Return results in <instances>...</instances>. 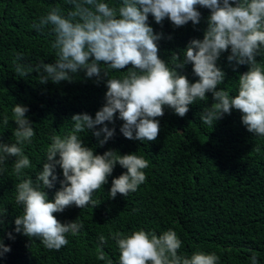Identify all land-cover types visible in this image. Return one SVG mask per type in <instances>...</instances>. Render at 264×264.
<instances>
[{
    "label": "clouds",
    "instance_id": "1",
    "mask_svg": "<svg viewBox=\"0 0 264 264\" xmlns=\"http://www.w3.org/2000/svg\"><path fill=\"white\" fill-rule=\"evenodd\" d=\"M67 3L70 8L66 12L60 6L52 7L31 26L39 34L47 30L54 37L50 41L55 51L54 62L24 63V54L17 52L13 60L15 73L20 77L35 73L40 85L49 82L59 85L74 82L83 72L85 79L95 77L97 85L106 80L105 103L94 118L88 113L72 115L71 130L66 135L50 137L42 169L35 173V180L26 171L32 162L25 154V145H31L36 134L26 116L30 111L27 106L15 104L11 109V119L16 125L12 131L14 142L0 141V174L8 170L9 161L15 158L11 163L12 174L18 181L15 202L23 212L14 221L15 232L39 239L50 251H59L69 243L68 234L76 236L84 227L78 218L61 223L54 213H63L73 205L80 209L97 207L94 193L108 183L117 165L126 172L112 179L110 199L117 194L126 197L135 193L146 181L144 170L150 162L143 156L120 154L112 149L96 154L95 148L84 144L82 133L91 131L97 146L103 147L116 131L108 125L119 119L123 122L119 130L124 138L154 142L160 133L158 118L164 116L165 108L183 118L190 105L197 101L206 104V94L211 93L213 103L200 113L203 124L213 127L234 109L242 114L241 122L249 133L264 137V65L257 60L264 55V0H118L111 5L104 0H67ZM197 6L210 10L203 38L191 40L185 49L171 53L167 61L162 60L158 42L163 34L154 33L148 23L149 15L158 25L167 18L175 28L189 22L196 26L201 21ZM229 50L227 61L233 65V71L240 66L248 67L238 77L234 96L224 88L217 90L226 76L217 62ZM189 64L199 78L196 82H190L182 74ZM125 68L128 70L119 71ZM108 69L120 75L110 78ZM9 121L5 114L3 125L7 127ZM98 126L102 127L96 130ZM57 168L62 170L63 179L60 190L50 201L45 189L54 187ZM4 215L5 211L0 212V217ZM3 223L0 219V224ZM8 237L14 238L11 233ZM109 239L117 245L119 264L220 262L215 252L195 251L190 256L181 253L182 241L172 229L159 234L140 229L127 234L110 232L107 238L103 234L98 236L96 258L107 264H113L103 251ZM0 249L4 253L11 250L2 240ZM251 264H259L258 253L252 252Z\"/></svg>",
    "mask_w": 264,
    "mask_h": 264
},
{
    "label": "trees",
    "instance_id": "2",
    "mask_svg": "<svg viewBox=\"0 0 264 264\" xmlns=\"http://www.w3.org/2000/svg\"><path fill=\"white\" fill-rule=\"evenodd\" d=\"M104 2L111 5L118 0ZM55 6L65 12L70 8L67 0H0V141L14 142L12 131L16 125L11 109L15 104L27 106L30 111L26 116L36 134L32 144L25 145V154L32 162L26 171L34 180L35 173L42 169L50 137L66 135L72 128L74 114L88 113L94 118L105 103L107 91L106 80L97 85L95 77L85 79L83 72L74 82L59 85H40L35 73L27 77L15 73L13 60L17 52L24 54V63L54 62L55 51L50 47L54 37L47 30L39 34L31 26ZM197 10L201 13L200 23L193 26L189 22L180 28H175L167 18L158 25L149 15L148 23L154 33L163 34L158 42L162 60L167 61L171 53L185 49L191 40L203 38L210 10L200 6ZM229 54L230 50L222 53L217 62L226 74L224 84L217 90L224 88L234 96L238 77L248 67L233 71V65L227 61ZM257 60L264 65V55ZM107 71L110 78L120 75L115 70ZM182 74L190 82L199 79L190 64ZM206 96V104L197 101L190 105L183 118L165 108L164 116L158 118L160 133L154 142L124 138L119 130L123 122L119 119L108 125L116 131L103 147L97 146L91 131L81 134L84 144L95 148L96 154L102 155L109 149L120 154L136 153L150 164L144 170L145 183L135 193L109 198L112 179L126 172L117 165L108 183L94 193L97 207L80 209L73 205L63 213H54L61 223L78 218L84 225L78 235H67L69 243L59 251H50L39 239L15 232L14 221L23 212L15 202L18 181L12 174V158L8 170L0 174V212L5 211L0 217L4 220L0 224V240L11 249L7 253L0 249V264H107L96 258L98 236L103 234L107 238L110 232L127 234L140 229L157 234L168 229L176 231L182 241L180 252L189 256L195 251L215 252L220 257L219 264H251L252 252H256L259 264H264V137L249 133L241 122L242 114L234 109L213 127L203 124L200 113L213 103L211 93ZM5 114L10 118L7 127L2 123ZM99 127L102 126L96 130ZM55 174L58 180L54 187L45 189L50 201L63 179L61 169L57 168ZM9 233L13 239H9ZM103 251L113 264H119L115 241L109 239Z\"/></svg>",
    "mask_w": 264,
    "mask_h": 264
}]
</instances>
